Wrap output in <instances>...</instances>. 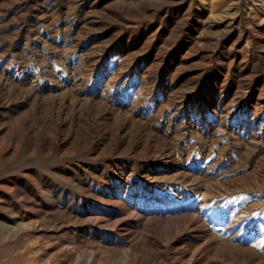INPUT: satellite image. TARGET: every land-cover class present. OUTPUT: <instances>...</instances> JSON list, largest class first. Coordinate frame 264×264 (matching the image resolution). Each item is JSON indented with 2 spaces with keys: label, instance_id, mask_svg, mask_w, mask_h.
<instances>
[{
  "label": "rangeland",
  "instance_id": "obj_1",
  "mask_svg": "<svg viewBox=\"0 0 264 264\" xmlns=\"http://www.w3.org/2000/svg\"><path fill=\"white\" fill-rule=\"evenodd\" d=\"M0 264H264V0H0Z\"/></svg>",
  "mask_w": 264,
  "mask_h": 264
}]
</instances>
